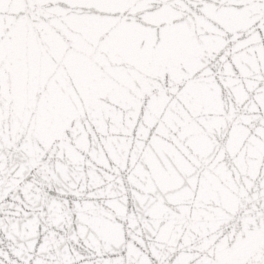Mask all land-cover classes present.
I'll list each match as a JSON object with an SVG mask.
<instances>
[{
	"label": "snow or ice",
	"instance_id": "1",
	"mask_svg": "<svg viewBox=\"0 0 264 264\" xmlns=\"http://www.w3.org/2000/svg\"><path fill=\"white\" fill-rule=\"evenodd\" d=\"M0 264H264V0H0Z\"/></svg>",
	"mask_w": 264,
	"mask_h": 264
}]
</instances>
